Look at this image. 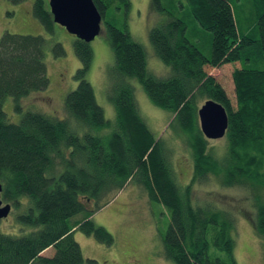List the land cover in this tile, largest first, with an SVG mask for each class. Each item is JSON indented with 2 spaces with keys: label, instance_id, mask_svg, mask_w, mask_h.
Listing matches in <instances>:
<instances>
[{
  "label": "trees",
  "instance_id": "1",
  "mask_svg": "<svg viewBox=\"0 0 264 264\" xmlns=\"http://www.w3.org/2000/svg\"><path fill=\"white\" fill-rule=\"evenodd\" d=\"M8 1L17 5L25 0ZM93 1L103 21L113 7L126 18L131 9L130 0ZM244 1L254 13L257 34L239 31L230 0L180 1V7H187L200 28L212 35L207 57L189 41L188 24L165 9L161 0H152L153 9L168 15L149 32L157 57L171 69L167 78L149 72L147 52L125 24L119 28L106 22L115 57L108 70L115 121L105 118L87 79L94 59L91 44L76 36L73 46L81 68L75 76L78 87L65 99L68 117L24 112V99L50 87L48 49L55 58L64 57L66 50L42 35L2 36L0 199L19 211L16 221L30 232L13 236L0 231V264H99L84 258L74 235L81 231L113 245L112 235L96 226L92 216L133 181L167 213L163 254L175 264H238L236 219L218 206L196 203V184L216 181L224 188L247 191L254 209L253 229L264 240V0ZM34 15L49 33L56 32L48 2L36 0ZM207 68L232 70L229 89ZM131 79L141 84L154 106L172 114L169 128L191 153L190 184H179L172 151L141 116ZM8 97L22 113L18 123L4 110ZM211 99L225 107L229 118L220 155L202 133L198 117L200 106Z\"/></svg>",
  "mask_w": 264,
  "mask_h": 264
},
{
  "label": "rangeland",
  "instance_id": "2",
  "mask_svg": "<svg viewBox=\"0 0 264 264\" xmlns=\"http://www.w3.org/2000/svg\"><path fill=\"white\" fill-rule=\"evenodd\" d=\"M45 1L49 3V0ZM180 1L185 4L184 0H161L165 9L188 24L189 41L196 45L205 56L210 57L212 53L211 33L200 28L187 7H180ZM35 2L36 0H25L13 5L8 0H0V39L6 32L19 35H42L52 45L55 42L64 45L66 50L64 57L55 58L50 49L47 51L46 62L50 78L48 91L24 99L22 106L24 112L34 111L58 119H66L68 114L65 109V99L78 87L79 83L75 76L81 68L73 46L74 36L59 24H56L54 34L49 33L34 15ZM130 2L131 9L127 18L122 11L113 7L106 20L102 22L99 36L90 43L94 59L87 79L108 121H115L116 118L115 108L108 98V70L114 65L115 57L106 22L119 28L125 24L126 31L145 48L149 72L159 78H167L171 75L170 67L157 57L149 40L151 28L167 20L168 15L153 9L152 0H130ZM230 2L239 31L242 34H257V21L246 2L244 0H230ZM237 67L241 65L237 64ZM207 71L209 74L216 75L229 89L232 70L225 72L224 68H207ZM130 83L134 87L141 116L154 135L158 139L163 138L167 147L172 151L170 157L179 184L181 186L190 184L193 175L191 153L183 139L177 137L169 128L172 114L154 106L137 80L131 79ZM15 106L14 98L8 97L4 110L11 122L18 123L22 118V113L17 112ZM70 123L73 127L77 125L73 120ZM78 132L83 135L85 129L80 127ZM224 145V138L210 140V146L216 148L218 155L222 153ZM192 196L196 203L213 204L230 212L236 219V231L233 238L236 243L235 258L238 264H264V240L253 229L254 209L247 191L224 188L216 181H211L196 184ZM18 213L19 211L12 209L7 219L0 220L2 233L20 236L30 232L16 221ZM165 215L163 208L152 201L143 188L133 181L107 206L92 216V221L96 226L104 227L112 235L113 245L107 246L81 231H77L74 238L80 245L84 258L96 260L99 264H175L166 259L163 254L162 237L168 227ZM80 217L81 215H78L75 219Z\"/></svg>",
  "mask_w": 264,
  "mask_h": 264
},
{
  "label": "water",
  "instance_id": "3",
  "mask_svg": "<svg viewBox=\"0 0 264 264\" xmlns=\"http://www.w3.org/2000/svg\"><path fill=\"white\" fill-rule=\"evenodd\" d=\"M49 8L55 23L65 27L78 39L90 44L99 36L103 19L93 0H49ZM198 117L206 139L215 141L225 138L229 118L223 105L208 100L198 110ZM2 191L0 183V197ZM11 211L12 205H4L0 199V220L7 219Z\"/></svg>",
  "mask_w": 264,
  "mask_h": 264
},
{
  "label": "flooded vegetation",
  "instance_id": "4",
  "mask_svg": "<svg viewBox=\"0 0 264 264\" xmlns=\"http://www.w3.org/2000/svg\"><path fill=\"white\" fill-rule=\"evenodd\" d=\"M5 204H7V203L4 202V205H5ZM12 209H13V206H12Z\"/></svg>",
  "mask_w": 264,
  "mask_h": 264
},
{
  "label": "bare ground",
  "instance_id": "5",
  "mask_svg": "<svg viewBox=\"0 0 264 264\" xmlns=\"http://www.w3.org/2000/svg\"><path fill=\"white\" fill-rule=\"evenodd\" d=\"M55 22V21H54Z\"/></svg>",
  "mask_w": 264,
  "mask_h": 264
}]
</instances>
